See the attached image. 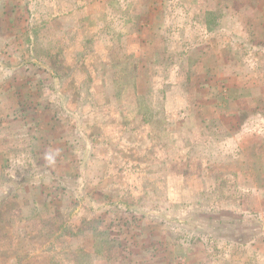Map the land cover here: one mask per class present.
<instances>
[{"label": "rangeland", "instance_id": "374dc122", "mask_svg": "<svg viewBox=\"0 0 264 264\" xmlns=\"http://www.w3.org/2000/svg\"><path fill=\"white\" fill-rule=\"evenodd\" d=\"M0 264H264V0H0Z\"/></svg>", "mask_w": 264, "mask_h": 264}]
</instances>
